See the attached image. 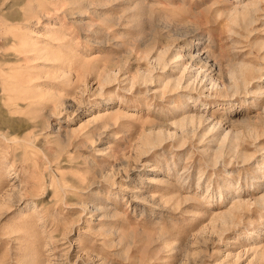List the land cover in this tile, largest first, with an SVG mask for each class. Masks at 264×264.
Segmentation results:
<instances>
[{"label": "rangeland", "instance_id": "obj_1", "mask_svg": "<svg viewBox=\"0 0 264 264\" xmlns=\"http://www.w3.org/2000/svg\"><path fill=\"white\" fill-rule=\"evenodd\" d=\"M0 264H264V0H0Z\"/></svg>", "mask_w": 264, "mask_h": 264}, {"label": "bare ground", "instance_id": "obj_2", "mask_svg": "<svg viewBox=\"0 0 264 264\" xmlns=\"http://www.w3.org/2000/svg\"><path fill=\"white\" fill-rule=\"evenodd\" d=\"M160 58H161V57H160ZM160 58H159V59H160ZM145 76H146V75H145Z\"/></svg>", "mask_w": 264, "mask_h": 264}]
</instances>
